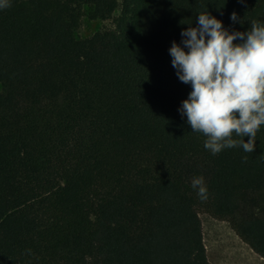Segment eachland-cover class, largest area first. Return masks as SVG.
I'll list each match as a JSON object with an SVG mask.
<instances>
[{
  "label": "trees",
  "instance_id": "1",
  "mask_svg": "<svg viewBox=\"0 0 264 264\" xmlns=\"http://www.w3.org/2000/svg\"><path fill=\"white\" fill-rule=\"evenodd\" d=\"M118 10L113 30L77 38L84 18ZM207 12L229 31L264 24V0L0 10V264H211L201 214L264 258V125L254 152L213 155L179 111L192 88L169 49ZM199 176L206 200L191 186Z\"/></svg>",
  "mask_w": 264,
  "mask_h": 264
},
{
  "label": "clouds",
  "instance_id": "2",
  "mask_svg": "<svg viewBox=\"0 0 264 264\" xmlns=\"http://www.w3.org/2000/svg\"><path fill=\"white\" fill-rule=\"evenodd\" d=\"M9 7L11 0H0V10ZM231 20L237 22L235 12ZM181 36L183 46L173 41L169 49L178 79L192 88L181 115L193 132L206 137L204 147L213 155L236 147L254 152L264 125V24L253 20L246 32L229 31L209 12L199 13L197 26ZM245 137L251 139L245 142ZM191 186L207 199L203 176L193 178Z\"/></svg>",
  "mask_w": 264,
  "mask_h": 264
},
{
  "label": "rangeland",
  "instance_id": "3",
  "mask_svg": "<svg viewBox=\"0 0 264 264\" xmlns=\"http://www.w3.org/2000/svg\"><path fill=\"white\" fill-rule=\"evenodd\" d=\"M120 15L116 11L113 18L107 21H89L84 18L76 36L85 39L98 32L113 30L114 21ZM204 243L211 264H264V258L255 254L225 221L214 219L208 214L200 215Z\"/></svg>",
  "mask_w": 264,
  "mask_h": 264
}]
</instances>
